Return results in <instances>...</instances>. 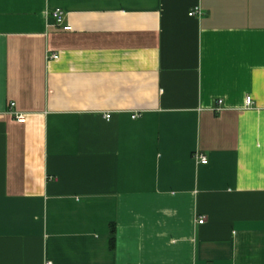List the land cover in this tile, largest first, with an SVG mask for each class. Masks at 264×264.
Segmentation results:
<instances>
[{
    "label": "crops",
    "instance_id": "1",
    "mask_svg": "<svg viewBox=\"0 0 264 264\" xmlns=\"http://www.w3.org/2000/svg\"><path fill=\"white\" fill-rule=\"evenodd\" d=\"M45 261L264 264V0H0V264Z\"/></svg>",
    "mask_w": 264,
    "mask_h": 264
},
{
    "label": "built area",
    "instance_id": "2",
    "mask_svg": "<svg viewBox=\"0 0 264 264\" xmlns=\"http://www.w3.org/2000/svg\"><path fill=\"white\" fill-rule=\"evenodd\" d=\"M195 14H199V9L197 6L193 7L192 9H190L188 12H187V15L188 16H192V15H195ZM52 15V18H53V22L56 24V25H59L62 29H68L69 27L67 25H63L62 23V16H61V10L60 9H54L51 13ZM52 58L55 57V55H52L51 56ZM218 103L220 102L219 99L216 100ZM252 103V98L249 94H246L244 95L243 97V106H249L250 104ZM12 106V103L10 102L9 103V108ZM13 117L17 120V121H21L23 119V114L20 113V112H11ZM136 115L135 114H132L131 117H135ZM103 117L105 119H107L109 117V114L108 113H104ZM194 158L197 160V162H204L205 161V156L203 154H194ZM203 219L202 217H199L197 219V223L200 224L202 223ZM44 264H50L49 261H45Z\"/></svg>",
    "mask_w": 264,
    "mask_h": 264
}]
</instances>
